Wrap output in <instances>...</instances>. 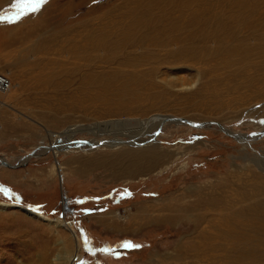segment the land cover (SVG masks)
Returning a JSON list of instances; mask_svg holds the SVG:
<instances>
[{
  "label": "rangeland",
  "instance_id": "rangeland-1",
  "mask_svg": "<svg viewBox=\"0 0 264 264\" xmlns=\"http://www.w3.org/2000/svg\"><path fill=\"white\" fill-rule=\"evenodd\" d=\"M30 9L0 0V72L11 80L0 93V204L20 206L0 205V264H61L53 258L63 248L75 251L69 264H208L180 254L196 222L169 218L181 203L170 196L221 175L264 180V135L247 139L264 133V0H48ZM154 116L179 119L150 139L166 155L135 174L121 170L147 140L109 145L102 138L116 129L87 131ZM70 126L69 149L22 159Z\"/></svg>",
  "mask_w": 264,
  "mask_h": 264
},
{
  "label": "bare ground",
  "instance_id": "bare-ground-1",
  "mask_svg": "<svg viewBox=\"0 0 264 264\" xmlns=\"http://www.w3.org/2000/svg\"><path fill=\"white\" fill-rule=\"evenodd\" d=\"M97 46L98 45H96V47ZM93 47L95 48V46ZM58 50H60V48ZM9 81L10 85L8 89L11 86L10 78ZM5 91H0V93ZM154 117H151L148 121H135V123L134 121H128L125 124L122 123L117 125V127H114L113 124L110 123L97 124L92 126L93 129L89 127L87 131L89 133L100 131V135H103L108 132L106 128L116 129L117 131L111 132L112 137H109L111 138L110 140L102 138V142H114L109 145H118L120 143L137 145L141 141L147 140L146 144L148 145L145 147V153H142V156L139 157V161L133 164L131 163L130 165L123 167L124 169L121 170L123 171L122 173L135 174L138 170L151 168L154 162H157L159 159H162L164 155H166L164 152L158 153V149H156L157 146H155V144H151L150 139L154 137L155 132L162 125L175 122L177 124V119H179L177 118L175 120L172 117ZM184 123L197 128L204 127L203 123H201V125L200 123L193 121H185ZM207 124L209 125V123ZM210 124L214 125V123ZM219 127L222 128L221 125H219ZM76 131H78L77 127L70 126L61 133L62 137L57 135L55 136L54 134L51 135L50 133V143L48 145H45L44 147L40 146L39 149L30 152L29 155L23 157L22 159L27 160L26 158H30L31 156L37 157L40 156L39 154L41 153L49 152V150L52 152L53 149H57V152L59 149L62 151L69 149L71 143L64 145V140L67 139L69 134L71 135L72 133H76ZM224 132L229 135L236 136L228 130H225ZM262 132L263 131L258 132L256 135L248 134L247 139L251 137L252 139L260 138L264 135ZM120 137H122L123 140H126L117 141V138ZM135 137H139V140L136 141ZM238 138H242L241 140L245 141L248 146L251 145L246 138ZM173 156L174 154L170 157ZM258 158L263 160L260 167L264 170V155H259ZM0 163L5 166L7 165V161L2 158H0ZM190 192H193L191 196L188 195ZM176 194H174L175 196L173 195V197L172 195L170 196L171 200L177 199L180 200L181 203L178 205L174 204L170 208L169 205L166 204V206L173 210L176 215H168V217H172L174 219L187 217L196 222V234H194V238L192 239L193 243L189 242L186 246L187 250L180 251L182 252L180 254L183 255V257H186L187 255L190 256L193 252H195V255L199 256V253L204 255L206 258L204 261H207L208 264H264V180H260L254 176L251 183L246 186L244 184L234 182L226 175H221V177H218L210 182L196 186H189L185 188L184 191ZM191 198H194V200ZM165 200L169 201V198L167 197ZM0 205L17 208L20 207L12 203ZM24 210L29 211L27 208H24ZM177 211H179V213ZM29 213L36 217L45 219L48 222L53 221L45 215L35 214L30 211ZM161 216H163V214L157 215V217ZM62 222L64 221L57 220L53 224L63 226L64 223L62 224ZM70 231L74 234L73 230L70 229ZM74 254L73 251L72 253L67 252L65 248H63L61 254L55 256L53 260L55 263L62 261L61 264H69L75 257ZM178 254L179 252L174 258L179 257ZM193 263L198 264V261H193Z\"/></svg>",
  "mask_w": 264,
  "mask_h": 264
},
{
  "label": "snow or ice",
  "instance_id": "snow-or-ice-1",
  "mask_svg": "<svg viewBox=\"0 0 264 264\" xmlns=\"http://www.w3.org/2000/svg\"><path fill=\"white\" fill-rule=\"evenodd\" d=\"M26 2L31 5V11L35 12L41 4H46L48 0H26ZM2 20V18H0ZM87 211V210H86ZM121 247L124 248H134V247H140L139 245H133L130 242H124Z\"/></svg>",
  "mask_w": 264,
  "mask_h": 264
},
{
  "label": "built area",
  "instance_id": "built-area-1",
  "mask_svg": "<svg viewBox=\"0 0 264 264\" xmlns=\"http://www.w3.org/2000/svg\"><path fill=\"white\" fill-rule=\"evenodd\" d=\"M9 85H10L9 78L5 75V73L0 72V91L7 90Z\"/></svg>",
  "mask_w": 264,
  "mask_h": 264
},
{
  "label": "water",
  "instance_id": "water-1",
  "mask_svg": "<svg viewBox=\"0 0 264 264\" xmlns=\"http://www.w3.org/2000/svg\"><path fill=\"white\" fill-rule=\"evenodd\" d=\"M182 120H184L186 122H190L189 120H185V119H182ZM58 179H59V181H61V174L58 175ZM60 195H61V199L64 201L65 195L63 194V188L62 187L60 189Z\"/></svg>",
  "mask_w": 264,
  "mask_h": 264
}]
</instances>
